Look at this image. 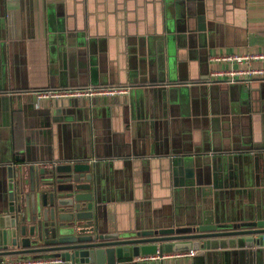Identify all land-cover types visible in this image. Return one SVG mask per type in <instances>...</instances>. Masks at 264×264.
I'll return each instance as SVG.
<instances>
[{"label": "crops", "instance_id": "1", "mask_svg": "<svg viewBox=\"0 0 264 264\" xmlns=\"http://www.w3.org/2000/svg\"><path fill=\"white\" fill-rule=\"evenodd\" d=\"M228 51L264 52V0H0V208L8 165L86 155L131 225L199 221L207 196L213 217L262 219L264 79L243 95L207 79L234 64L210 58ZM86 85L129 88L33 95ZM197 250L116 264H264L261 251Z\"/></svg>", "mask_w": 264, "mask_h": 264}, {"label": "water", "instance_id": "2", "mask_svg": "<svg viewBox=\"0 0 264 264\" xmlns=\"http://www.w3.org/2000/svg\"><path fill=\"white\" fill-rule=\"evenodd\" d=\"M212 81L236 85L242 95L248 89L245 80ZM257 81H247L248 87ZM87 157H63L47 165L17 163L5 168L0 258L55 255L69 264H116L130 259L134 262L132 259L140 254L189 248H240L247 250L248 256L264 253V217L256 221L213 217L208 196L203 200L202 217L196 222L154 216L140 225L118 220L106 190L98 184L97 164ZM189 179L186 185L195 183ZM199 183L196 180V185ZM208 187H202L203 195L209 194Z\"/></svg>", "mask_w": 264, "mask_h": 264}, {"label": "built area", "instance_id": "3", "mask_svg": "<svg viewBox=\"0 0 264 264\" xmlns=\"http://www.w3.org/2000/svg\"><path fill=\"white\" fill-rule=\"evenodd\" d=\"M215 62H232L234 64L227 67H215L209 70L208 75L211 80H223L233 83L237 80L264 79V65H254L253 61L264 59V52H216L210 57ZM129 86H104L86 85L81 87H57L43 88L35 90L36 99H68V98H91L94 96L122 95L128 92ZM256 247V246H255ZM254 247V248H255ZM199 252L197 249L189 248L182 250L156 251L155 253L140 254L135 257L137 260H159L165 258H183L194 256ZM0 264H64L60 256H5L0 258Z\"/></svg>", "mask_w": 264, "mask_h": 264}, {"label": "flooded vegetation", "instance_id": "4", "mask_svg": "<svg viewBox=\"0 0 264 264\" xmlns=\"http://www.w3.org/2000/svg\"><path fill=\"white\" fill-rule=\"evenodd\" d=\"M4 257V256H3Z\"/></svg>", "mask_w": 264, "mask_h": 264}, {"label": "rangeland", "instance_id": "5", "mask_svg": "<svg viewBox=\"0 0 264 264\" xmlns=\"http://www.w3.org/2000/svg\"><path fill=\"white\" fill-rule=\"evenodd\" d=\"M30 256V255H29Z\"/></svg>", "mask_w": 264, "mask_h": 264}]
</instances>
